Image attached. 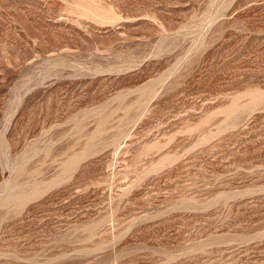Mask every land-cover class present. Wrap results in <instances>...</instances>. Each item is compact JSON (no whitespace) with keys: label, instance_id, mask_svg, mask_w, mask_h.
Wrapping results in <instances>:
<instances>
[{"label":"rangeland","instance_id":"obj_1","mask_svg":"<svg viewBox=\"0 0 264 264\" xmlns=\"http://www.w3.org/2000/svg\"><path fill=\"white\" fill-rule=\"evenodd\" d=\"M0 264H264V0H0Z\"/></svg>","mask_w":264,"mask_h":264}]
</instances>
